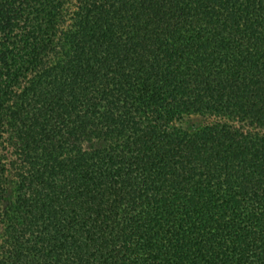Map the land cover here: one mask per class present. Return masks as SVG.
I'll use <instances>...</instances> for the list:
<instances>
[{
	"label": "trees",
	"instance_id": "obj_1",
	"mask_svg": "<svg viewBox=\"0 0 264 264\" xmlns=\"http://www.w3.org/2000/svg\"><path fill=\"white\" fill-rule=\"evenodd\" d=\"M0 264H264V0H0Z\"/></svg>",
	"mask_w": 264,
	"mask_h": 264
}]
</instances>
